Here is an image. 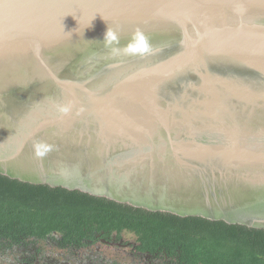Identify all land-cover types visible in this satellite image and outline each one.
<instances>
[{
	"label": "water",
	"instance_id": "obj_1",
	"mask_svg": "<svg viewBox=\"0 0 264 264\" xmlns=\"http://www.w3.org/2000/svg\"><path fill=\"white\" fill-rule=\"evenodd\" d=\"M0 175L264 230V0H0Z\"/></svg>",
	"mask_w": 264,
	"mask_h": 264
},
{
	"label": "trees",
	"instance_id": "obj_2",
	"mask_svg": "<svg viewBox=\"0 0 264 264\" xmlns=\"http://www.w3.org/2000/svg\"><path fill=\"white\" fill-rule=\"evenodd\" d=\"M113 232L133 235L143 250L176 252L182 264H264L263 229L151 212L0 175V237L22 242L55 233L72 245Z\"/></svg>",
	"mask_w": 264,
	"mask_h": 264
},
{
	"label": "flooded vegetation",
	"instance_id": "obj_3",
	"mask_svg": "<svg viewBox=\"0 0 264 264\" xmlns=\"http://www.w3.org/2000/svg\"><path fill=\"white\" fill-rule=\"evenodd\" d=\"M125 233L96 235L79 244L62 243L59 234L42 239L0 237V264H182L176 252L139 248ZM185 264V262H183Z\"/></svg>",
	"mask_w": 264,
	"mask_h": 264
},
{
	"label": "clouds",
	"instance_id": "obj_4",
	"mask_svg": "<svg viewBox=\"0 0 264 264\" xmlns=\"http://www.w3.org/2000/svg\"><path fill=\"white\" fill-rule=\"evenodd\" d=\"M103 40L105 42V45L110 48V51L113 54H119L122 51L126 54H136L148 51L147 40L145 37H143V34L139 32L134 33L132 40H130L129 43L124 45L123 47L120 46V38L116 31L110 28H108V30L106 31ZM64 111H67V109H64ZM38 154L43 155L42 152Z\"/></svg>",
	"mask_w": 264,
	"mask_h": 264
},
{
	"label": "rangeland",
	"instance_id": "obj_5",
	"mask_svg": "<svg viewBox=\"0 0 264 264\" xmlns=\"http://www.w3.org/2000/svg\"><path fill=\"white\" fill-rule=\"evenodd\" d=\"M126 236H127V238H129V239L134 238L133 235H131V234H127Z\"/></svg>",
	"mask_w": 264,
	"mask_h": 264
}]
</instances>
